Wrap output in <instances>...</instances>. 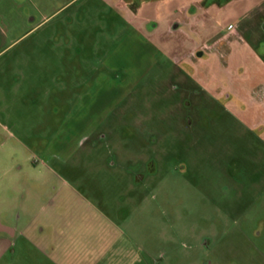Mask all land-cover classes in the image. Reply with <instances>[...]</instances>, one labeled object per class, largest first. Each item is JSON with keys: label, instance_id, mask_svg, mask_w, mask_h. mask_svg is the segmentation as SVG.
I'll use <instances>...</instances> for the list:
<instances>
[{"label": "rangeland", "instance_id": "rangeland-1", "mask_svg": "<svg viewBox=\"0 0 264 264\" xmlns=\"http://www.w3.org/2000/svg\"><path fill=\"white\" fill-rule=\"evenodd\" d=\"M110 2L0 0V264H264V66L113 65Z\"/></svg>", "mask_w": 264, "mask_h": 264}, {"label": "crops", "instance_id": "crops-1", "mask_svg": "<svg viewBox=\"0 0 264 264\" xmlns=\"http://www.w3.org/2000/svg\"><path fill=\"white\" fill-rule=\"evenodd\" d=\"M111 1L114 14L132 25L116 51L109 54L113 65L114 62L122 65L128 59L130 70L142 73L158 62L159 55H170L175 57L181 79L191 75L193 80L201 82L198 74L205 73L206 86L215 79V72L222 70L229 71L230 80L226 81L231 82L236 57L246 58L248 70L252 63L264 66V57L256 48L264 40V0ZM185 61H189L191 69L180 68ZM139 77L134 78L136 82ZM241 86L245 87L244 83ZM220 87L223 85L215 86ZM98 94L97 91L89 97L95 101L90 108H83L84 115L92 110L95 116L105 114L104 99ZM118 94V87L113 86L110 91L113 101Z\"/></svg>", "mask_w": 264, "mask_h": 264}, {"label": "flooded vegetation", "instance_id": "flooded-vegetation-1", "mask_svg": "<svg viewBox=\"0 0 264 264\" xmlns=\"http://www.w3.org/2000/svg\"><path fill=\"white\" fill-rule=\"evenodd\" d=\"M264 24V23H263ZM262 44H263V47H262ZM260 47H262V48H264V40L260 43ZM190 77H188V78H184V79H182L183 80V83L184 84H186V85H188V87H184L186 90L187 89H189V90H187V91H192V92H194V93H200V92H205V91H207L208 89V87L206 86V85H204V84H201L200 85V83L198 82V81H195V80H193L192 79V77H191V75H189ZM228 83V82H227ZM190 85V86H189ZM224 87V86H223ZM223 87H220V88H217V90H218V92H212V94L215 96L216 95V97L215 98H217L219 95H222V92H219L220 90L222 91L224 88ZM242 88H245L244 86L242 87ZM211 92V91H210ZM224 93V92H223ZM249 93H251V92H249ZM253 93V92H252ZM226 94V93H225ZM254 99H256V98H253L252 97V95H251V97L249 96V100L250 101H252V100H254ZM253 102H258V100L256 99V100H254ZM260 133H258L257 135L258 136H260L259 135Z\"/></svg>", "mask_w": 264, "mask_h": 264}]
</instances>
